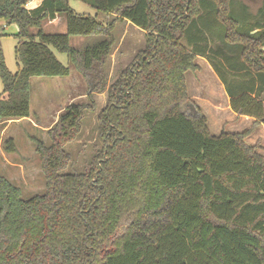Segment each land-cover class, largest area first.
Masks as SVG:
<instances>
[{
  "label": "trees",
  "instance_id": "16d2710c",
  "mask_svg": "<svg viewBox=\"0 0 264 264\" xmlns=\"http://www.w3.org/2000/svg\"><path fill=\"white\" fill-rule=\"evenodd\" d=\"M29 1L0 0V19L17 26L20 63L11 73L0 51V122L30 116L31 78L63 79L71 68L90 103L92 93L106 101L82 170L68 171L64 147L92 106L70 103L46 131L49 144L34 140L43 192L23 198L0 175V264H264V156L245 142L248 131L212 134L185 78L206 58L231 111L264 126V0L254 13L245 4L231 11L233 0H83L106 22L77 14L69 0ZM56 16L65 33L43 32ZM121 21L143 31L144 47L110 81ZM91 35L103 38L69 44ZM4 149L15 150L11 138Z\"/></svg>",
  "mask_w": 264,
  "mask_h": 264
},
{
  "label": "rangeland",
  "instance_id": "374dc122",
  "mask_svg": "<svg viewBox=\"0 0 264 264\" xmlns=\"http://www.w3.org/2000/svg\"><path fill=\"white\" fill-rule=\"evenodd\" d=\"M260 1L233 0L237 4V8L234 7L231 11L236 9L239 13L242 9V4H245L254 13L261 6ZM69 6L77 14L91 16L102 22L111 19L109 15L98 12L90 3L83 0H69ZM12 27L13 25H6V28L2 29L5 30L7 36L2 37L3 35H0V51H2L6 67L11 73H14L17 70V65L20 66V63H17L15 59L14 47L17 39L10 34ZM123 27L124 29L120 30L119 26H117L112 32L115 44L112 46L114 48L110 52L105 66L107 77L110 81L117 76L120 69L131 63L133 55H135L131 51L142 48L144 44L143 31L137 28L142 32V36V34H136L131 29L125 26ZM42 30L50 34L65 33L66 29L63 18L61 17L60 21L58 20L54 23L44 21L42 23ZM0 33H4L1 31V28ZM102 38L99 35L70 36L69 44L74 48L82 49L85 46L98 42ZM180 41L183 44V39ZM53 52L63 65L69 66L66 54L58 53L56 50H53ZM196 61L198 62V59H195V63ZM190 73L187 71L185 77L187 78ZM190 81H192V78H189ZM191 84L192 86H197L196 84L198 83L195 78ZM186 85L189 87L188 82H186ZM1 88L2 83L0 80V90H2ZM90 93L91 89L86 80L81 74L74 71L73 68H71L70 75L63 79L58 77H33L30 79V117L27 119L0 122V132L2 131L0 133V175L17 186L23 198L40 194L44 190L45 181L39 158L35 152L34 140L39 139L49 144L46 131L54 125L58 116L70 103H79L92 107L91 109L87 108L84 110L79 134L72 142L64 147L72 158V164L68 168V171L82 170L84 161L91 157L92 147L97 143V114L105 105L106 95L105 92L92 93V103H90ZM206 98L205 108L211 107L209 96ZM193 103L195 105V102ZM225 107L226 99H224L223 115L225 117L222 128L208 124L211 123L210 121L207 122L211 133L219 134L222 131L230 133L248 131L245 142L249 145L258 146V151L264 156V127L258 124L253 125L251 118H238L237 115L236 118L230 117L229 115L231 113ZM183 110L193 113L187 103L183 105ZM211 121L213 122V120ZM10 138L13 140L15 150L13 152H6L4 144Z\"/></svg>",
  "mask_w": 264,
  "mask_h": 264
},
{
  "label": "crops",
  "instance_id": "0c3cea01",
  "mask_svg": "<svg viewBox=\"0 0 264 264\" xmlns=\"http://www.w3.org/2000/svg\"><path fill=\"white\" fill-rule=\"evenodd\" d=\"M40 1L41 0H30L27 3L26 7L27 8H33V7L37 6L40 3ZM60 18H61V16H56L53 20L48 21V23H54L58 20L60 21ZM6 25H9V26L13 25L12 31L10 33L11 36H13L17 33V26L15 24H7L4 20L0 19V28H1V31L4 32V33H0V35H3L2 37L7 36L6 35L7 33H5V30H2V29L6 28ZM117 26H119L120 30L124 29L123 26H125L126 28L131 29V31L136 32V34H138V33L142 34V32H141L142 30L141 31L138 30L137 27L131 25L128 21L118 22L115 25L114 30L116 29ZM143 34H142V36H143ZM143 47H144V44H143ZM113 48L114 47H112L111 51L113 50ZM142 48H138L136 50L134 49L131 52L136 54V52L141 50ZM1 53H2V51H1ZM197 59H198V62L196 61V64L199 66V70L196 72L189 71L191 73L188 75L187 78L185 77L186 82H188V84H189V87L186 85L188 88L187 89L188 96H189L190 100L192 102H195V105L201 111H203L206 114L205 115L202 112L206 116V118L208 119L207 122L208 121L211 122L208 124L215 125L217 128H222V125L224 124V117H225L223 115L224 99H226V107L225 108L228 109L231 113V115H229V116L230 117L232 116L233 118H236L237 116L234 112L231 111V109L229 107V97L227 96V94L224 90V86H223L222 82L220 81L219 77L217 76V74L215 73L211 64L206 59H204L202 57H199V58L196 57V60ZM17 68H18V65H17ZM189 78H192V81L195 78V80L198 83V84H196L197 86H192V84H191L192 81L189 82ZM1 91L2 90H0V93H1ZM207 96H209V98H210L211 107L207 106L208 108H205L206 107L205 102H206ZM187 105L189 106L191 111H194V107L192 104H190L188 102ZM241 117H246L247 119H250L247 116H238V118H241ZM24 119H27V118H24ZM211 120H213V122ZM208 128H209V125H208ZM215 135H217V134H215ZM0 136H1V134H0Z\"/></svg>",
  "mask_w": 264,
  "mask_h": 264
}]
</instances>
